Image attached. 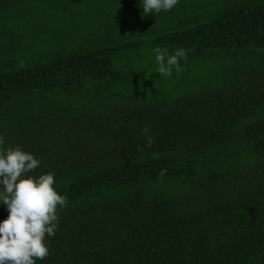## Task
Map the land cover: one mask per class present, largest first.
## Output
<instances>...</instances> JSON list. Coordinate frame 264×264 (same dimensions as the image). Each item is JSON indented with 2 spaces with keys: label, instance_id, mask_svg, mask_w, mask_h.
<instances>
[{
  "label": "trees",
  "instance_id": "trees-1",
  "mask_svg": "<svg viewBox=\"0 0 264 264\" xmlns=\"http://www.w3.org/2000/svg\"><path fill=\"white\" fill-rule=\"evenodd\" d=\"M0 135L68 199L36 264H264V0H0Z\"/></svg>",
  "mask_w": 264,
  "mask_h": 264
},
{
  "label": "clouds",
  "instance_id": "clouds-1",
  "mask_svg": "<svg viewBox=\"0 0 264 264\" xmlns=\"http://www.w3.org/2000/svg\"><path fill=\"white\" fill-rule=\"evenodd\" d=\"M179 0H141L143 15L153 12H170ZM157 69L162 78L171 77L173 70L179 75L184 71L180 61L187 60L183 48L169 53L167 48L152 49ZM19 61V67H24ZM148 145L154 142L147 126L142 130ZM5 138L0 135V203L7 206L8 218L0 222V264H36L49 256L46 237L55 236L60 222L58 212L67 207L68 199L59 194L53 173L31 175L40 165L34 155L19 145L4 147ZM143 151L142 148L138 149ZM166 170H161L162 178Z\"/></svg>",
  "mask_w": 264,
  "mask_h": 264
}]
</instances>
